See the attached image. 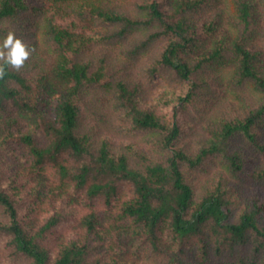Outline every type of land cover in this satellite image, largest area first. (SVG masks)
<instances>
[{"label":"trees","instance_id":"trees-1","mask_svg":"<svg viewBox=\"0 0 264 264\" xmlns=\"http://www.w3.org/2000/svg\"><path fill=\"white\" fill-rule=\"evenodd\" d=\"M8 31L0 264H264V0H0Z\"/></svg>","mask_w":264,"mask_h":264},{"label":"clouds","instance_id":"clouds-1","mask_svg":"<svg viewBox=\"0 0 264 264\" xmlns=\"http://www.w3.org/2000/svg\"><path fill=\"white\" fill-rule=\"evenodd\" d=\"M34 49L30 48L14 31H8L0 42V80L6 75V67L19 72Z\"/></svg>","mask_w":264,"mask_h":264},{"label":"rangeland","instance_id":"rangeland-1","mask_svg":"<svg viewBox=\"0 0 264 264\" xmlns=\"http://www.w3.org/2000/svg\"><path fill=\"white\" fill-rule=\"evenodd\" d=\"M230 9H231V10H234V8H233V5H232V4L230 5ZM40 41H41V40H40ZM40 43H41V46H42L43 48H45V44H43V42H42V41H41Z\"/></svg>","mask_w":264,"mask_h":264}]
</instances>
